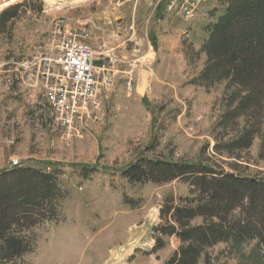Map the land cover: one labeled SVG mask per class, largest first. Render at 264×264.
Here are the masks:
<instances>
[{
  "label": "rangeland",
  "instance_id": "1",
  "mask_svg": "<svg viewBox=\"0 0 264 264\" xmlns=\"http://www.w3.org/2000/svg\"><path fill=\"white\" fill-rule=\"evenodd\" d=\"M180 1L90 0L58 9L49 0H18L0 10V175L33 169L52 174L61 190L59 217L34 228L32 247L6 264H170L180 258L184 244L163 229L175 225L167 209L195 199L191 181L132 179L133 166L201 163L264 178L263 133L248 150L235 152L238 158L216 149L239 137L248 121L242 118L237 131L226 129L225 116L248 93L207 76L211 63L203 47L224 1L202 2L207 9L199 20V14L180 18ZM6 11L15 16L3 23ZM65 27L83 34L103 69L98 108L72 129L57 121L44 88L18 72L57 44ZM254 124L264 131V116ZM197 264H264V250L255 241L221 242Z\"/></svg>",
  "mask_w": 264,
  "mask_h": 264
},
{
  "label": "trees",
  "instance_id": "2",
  "mask_svg": "<svg viewBox=\"0 0 264 264\" xmlns=\"http://www.w3.org/2000/svg\"><path fill=\"white\" fill-rule=\"evenodd\" d=\"M223 1L225 11L209 28L203 51L211 63L209 81L227 79L241 93H248L223 122L227 130L237 131L245 117L249 121L245 131L216 147L238 158L235 152L248 150L262 133L264 153L262 125L254 124L257 117L264 116V0ZM14 16L6 11L1 20L4 23ZM147 165L131 167L128 176L157 183L187 179L196 192L187 206L167 209L168 214L174 211L175 225L164 228L163 233L178 235L184 244L180 258L176 256L170 264H197L207 248L221 242L255 241L264 250V178L244 176L234 167L235 172L228 173L201 163ZM60 193L52 174L17 169L0 175V264L20 259L34 244V228L59 217ZM197 219L203 224L193 226Z\"/></svg>",
  "mask_w": 264,
  "mask_h": 264
},
{
  "label": "built area",
  "instance_id": "3",
  "mask_svg": "<svg viewBox=\"0 0 264 264\" xmlns=\"http://www.w3.org/2000/svg\"><path fill=\"white\" fill-rule=\"evenodd\" d=\"M180 1V0H179ZM206 0H181L176 14L194 20ZM59 42L46 53L23 64L20 75L40 84L47 103L57 121L70 129L76 128L85 114H92L99 106L100 72L95 66L96 52L84 42L81 32L67 29ZM38 73H45V81H38Z\"/></svg>",
  "mask_w": 264,
  "mask_h": 264
},
{
  "label": "bare ground",
  "instance_id": "4",
  "mask_svg": "<svg viewBox=\"0 0 264 264\" xmlns=\"http://www.w3.org/2000/svg\"><path fill=\"white\" fill-rule=\"evenodd\" d=\"M2 1H5L6 0H2ZM18 0H13L12 2H6L4 3L1 7H0V10L4 8V6H7V5H10L11 3L12 4H15L14 2H16ZM20 1V0H19ZM50 1V4L54 7H57L58 9H60L62 6H65L66 4H69L71 3V5H78V4H83L85 2H90V0H74V1H71V2H68V1H63V0H49ZM59 6V7H58ZM56 9V8H55ZM27 63V62H26ZM18 70H23V64L18 68ZM23 79H25V75H20ZM38 81H45V73H38Z\"/></svg>",
  "mask_w": 264,
  "mask_h": 264
},
{
  "label": "crops",
  "instance_id": "5",
  "mask_svg": "<svg viewBox=\"0 0 264 264\" xmlns=\"http://www.w3.org/2000/svg\"><path fill=\"white\" fill-rule=\"evenodd\" d=\"M206 7H203L201 10H200V13H199V15H198V18L196 19V20H199V18L204 14L203 12H205L206 11ZM95 63H98L97 61H95ZM96 65V64H95Z\"/></svg>",
  "mask_w": 264,
  "mask_h": 264
}]
</instances>
